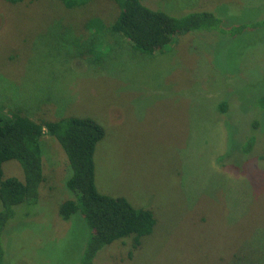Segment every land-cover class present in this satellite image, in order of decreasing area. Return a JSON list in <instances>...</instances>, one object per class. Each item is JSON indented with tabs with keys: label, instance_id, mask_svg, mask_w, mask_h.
I'll use <instances>...</instances> for the list:
<instances>
[{
	"label": "rangeland",
	"instance_id": "1",
	"mask_svg": "<svg viewBox=\"0 0 264 264\" xmlns=\"http://www.w3.org/2000/svg\"><path fill=\"white\" fill-rule=\"evenodd\" d=\"M143 3L176 16L212 11L228 30L180 33L144 53L110 28L114 0H0V112L104 127L98 189L151 209L156 223L137 248L128 235L93 264H264V0ZM41 147L38 198L14 205L0 264H80L88 224L59 214L72 197L67 154L47 133ZM3 170L25 177L16 159Z\"/></svg>",
	"mask_w": 264,
	"mask_h": 264
},
{
	"label": "trees",
	"instance_id": "2",
	"mask_svg": "<svg viewBox=\"0 0 264 264\" xmlns=\"http://www.w3.org/2000/svg\"><path fill=\"white\" fill-rule=\"evenodd\" d=\"M62 1L68 7L89 2ZM114 1L119 12L110 28L124 35L135 49L144 53L161 51L180 33L199 29L215 32L228 30L212 11H191L176 16L150 8L143 0ZM251 24L259 26L261 23L256 20ZM246 27V24L237 26L235 32L243 31ZM262 97L264 102V94ZM218 108L227 112L226 101H220ZM44 133L58 140L69 162L65 181L72 197L61 201L59 214L63 219H70L76 213L79 222L85 220L88 224L80 264H93L100 249L128 235H134L133 247L137 248L142 237L152 233L156 219L151 209L136 207L125 196H112L98 189L94 152L97 142L105 134L104 127L91 117L73 115L36 120L19 108H12L8 115L0 112V260L4 257L1 234L14 214V205L38 198L39 186L44 180L41 147ZM253 143L254 139H249L247 151L252 150ZM10 159H16L22 165L25 174L23 180L15 176L4 177L3 163Z\"/></svg>",
	"mask_w": 264,
	"mask_h": 264
}]
</instances>
